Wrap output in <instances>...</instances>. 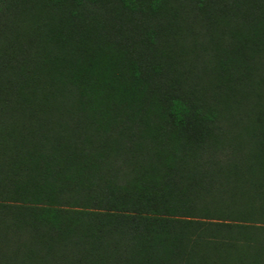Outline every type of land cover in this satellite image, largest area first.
I'll list each match as a JSON object with an SVG mask.
<instances>
[{
    "label": "trees",
    "instance_id": "trees-1",
    "mask_svg": "<svg viewBox=\"0 0 264 264\" xmlns=\"http://www.w3.org/2000/svg\"><path fill=\"white\" fill-rule=\"evenodd\" d=\"M0 264H264V0H0Z\"/></svg>",
    "mask_w": 264,
    "mask_h": 264
}]
</instances>
